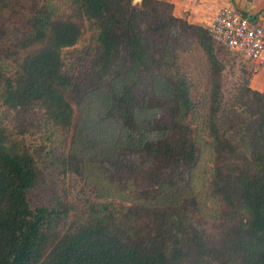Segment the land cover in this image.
I'll return each instance as SVG.
<instances>
[{
  "label": "trees",
  "instance_id": "16d2710c",
  "mask_svg": "<svg viewBox=\"0 0 264 264\" xmlns=\"http://www.w3.org/2000/svg\"><path fill=\"white\" fill-rule=\"evenodd\" d=\"M88 31L72 73L66 49ZM185 38L209 70L202 194L186 189L201 154L192 83L163 71ZM223 48L169 0H0V264H264V91L247 81L222 120ZM97 92L126 140L88 159L119 195L67 201L47 181V145ZM84 155L56 165L81 174Z\"/></svg>",
  "mask_w": 264,
  "mask_h": 264
},
{
  "label": "rangeland",
  "instance_id": "374dc122",
  "mask_svg": "<svg viewBox=\"0 0 264 264\" xmlns=\"http://www.w3.org/2000/svg\"><path fill=\"white\" fill-rule=\"evenodd\" d=\"M63 8L66 3L61 4ZM91 32L88 31L84 38L74 47L66 49V61L72 73H76L82 68L83 63L88 58L83 54L82 49L88 44ZM81 52H79V50ZM223 58L226 64L223 72L224 104L222 120H226V113L236 102L240 88L248 81L251 86L255 85L264 88V69L260 70L256 76L254 64L244 57L223 48ZM173 66L166 67L163 71L180 69L192 83V96L196 103V121L199 126V140L201 145L200 160L191 177H189L188 187L192 192L202 194L205 182L206 171L210 164V143L202 133V126L206 120L208 93L210 88L209 70L205 54L194 38L181 39L176 48L175 58L171 57ZM252 83L251 84V78ZM159 84V83H158ZM160 87V88H159ZM161 85L157 89H161ZM107 96L103 92L93 93L88 96L82 105L76 109V126L69 136H59L53 143L47 145L45 154V165L47 166V181L55 185V192L67 201L75 198H96L103 196L107 192L115 193L107 184L104 183L101 170L97 167L96 161L89 160L90 156H101L109 154L120 143L125 142L126 135L122 126L115 120L105 116L107 106ZM155 112L148 108H143L139 112V128L146 130V120L152 118ZM33 144L39 147L42 140L33 139ZM68 152L85 154L86 162L82 167L81 174H77L72 169L65 173L60 172L56 165L59 156ZM177 187L170 189V194L165 197V201L174 199ZM51 196V190L47 191ZM203 196V195H202ZM205 201V199H202ZM210 204V203H209ZM213 206V205H212ZM210 206L211 210L214 208ZM213 211V210H212Z\"/></svg>",
  "mask_w": 264,
  "mask_h": 264
},
{
  "label": "built area",
  "instance_id": "2783aa9c",
  "mask_svg": "<svg viewBox=\"0 0 264 264\" xmlns=\"http://www.w3.org/2000/svg\"><path fill=\"white\" fill-rule=\"evenodd\" d=\"M217 44L252 64L264 66V25L244 15L232 5L220 7L208 27Z\"/></svg>",
  "mask_w": 264,
  "mask_h": 264
},
{
  "label": "crops",
  "instance_id": "0c3cea01",
  "mask_svg": "<svg viewBox=\"0 0 264 264\" xmlns=\"http://www.w3.org/2000/svg\"><path fill=\"white\" fill-rule=\"evenodd\" d=\"M174 5V13L187 19L209 27L216 11L224 5H232L235 9L250 17L252 20L264 25V0H169ZM256 74L264 69L262 64H254ZM251 78V84L252 79ZM252 87L264 91V88Z\"/></svg>",
  "mask_w": 264,
  "mask_h": 264
},
{
  "label": "water",
  "instance_id": "95a60500",
  "mask_svg": "<svg viewBox=\"0 0 264 264\" xmlns=\"http://www.w3.org/2000/svg\"><path fill=\"white\" fill-rule=\"evenodd\" d=\"M136 2H140L141 0H135Z\"/></svg>",
  "mask_w": 264,
  "mask_h": 264
}]
</instances>
